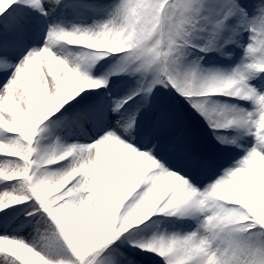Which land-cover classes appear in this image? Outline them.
I'll list each match as a JSON object with an SVG mask.
<instances>
[{"label":"snow or ice","instance_id":"snow-or-ice-1","mask_svg":"<svg viewBox=\"0 0 264 264\" xmlns=\"http://www.w3.org/2000/svg\"><path fill=\"white\" fill-rule=\"evenodd\" d=\"M0 186V264H264V0H0Z\"/></svg>","mask_w":264,"mask_h":264},{"label":"rangeland","instance_id":"rangeland-1","mask_svg":"<svg viewBox=\"0 0 264 264\" xmlns=\"http://www.w3.org/2000/svg\"><path fill=\"white\" fill-rule=\"evenodd\" d=\"M208 55H213V54L209 53ZM205 58L207 59V57H205ZM101 63H102V61H101ZM201 63H203V61H201ZM204 66L208 67L209 65L205 64ZM216 66L223 67L224 65H216ZM107 67L108 66L106 65L105 68H101L100 64L96 65V69H99L100 72H103ZM92 71H93V73H95V69H93ZM90 78H92V77H90ZM96 78H98V76ZM112 81H117V82L122 83V84H131V85L135 84V79L133 77H129V76L123 75V74L117 75V76H112L109 80V84H111ZM177 98H179V97H177ZM185 105H186V107L188 106L186 103H183L181 101V110L184 112L186 118L189 120L193 134L202 138V139H207L208 135L211 131L210 129H208L207 122L204 120L203 117H201L198 114H195L193 111H191L190 108H189V110L187 108H185L184 107ZM0 187H2V186H0ZM154 215H156V214H154ZM151 231H152V229H149L147 231L146 235H150ZM22 234H23L25 241H29L34 236H36L35 232H32L31 234H29L27 230H22ZM24 255L31 261V264H39V260L36 257H32V256L28 255L27 253H25Z\"/></svg>","mask_w":264,"mask_h":264}]
</instances>
